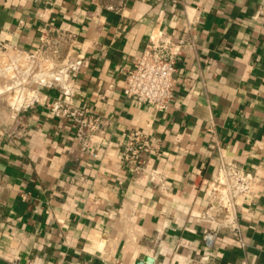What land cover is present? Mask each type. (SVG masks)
Returning a JSON list of instances; mask_svg holds the SVG:
<instances>
[{
	"label": "crops",
	"instance_id": "crops-1",
	"mask_svg": "<svg viewBox=\"0 0 264 264\" xmlns=\"http://www.w3.org/2000/svg\"><path fill=\"white\" fill-rule=\"evenodd\" d=\"M173 1L128 0L118 14L91 0H0V41L34 50L45 25L76 33L89 63L74 104L108 121L86 151L76 124L49 112L57 89L17 119L0 104V264H189L205 253L191 215L207 205L219 152L260 180L239 199L246 246L222 235L212 264H264V0ZM189 18L199 47L178 62L172 105H134L126 72L151 35L183 36ZM133 128L148 133L164 187L121 160Z\"/></svg>",
	"mask_w": 264,
	"mask_h": 264
},
{
	"label": "built area",
	"instance_id": "built-area-1",
	"mask_svg": "<svg viewBox=\"0 0 264 264\" xmlns=\"http://www.w3.org/2000/svg\"><path fill=\"white\" fill-rule=\"evenodd\" d=\"M91 1L97 9L121 14L128 0ZM176 4L175 0L172 6L176 7ZM198 40L193 18L188 19L184 35L176 39L163 32L151 35L134 67L126 72L124 91L132 99L133 104L149 105L157 112L169 109L175 97V72L178 62L180 58L196 53L199 47ZM78 46L79 39L76 33L53 25L40 28L34 50L0 41L1 51H11L20 56L21 61L15 60V65L21 66L18 73L26 82L18 85L19 94H25L26 99L20 102L16 100L15 105H9L12 117L17 119L21 109L38 102L41 88L57 89L60 97L47 103L49 112L60 121L76 124L74 133L82 149L87 151L92 149L95 138L103 133L108 121L104 115L74 104V97L79 89L73 77L82 72L89 63L86 56L76 53ZM10 69V66L8 68L2 66L0 73ZM49 75L53 76L47 79L46 76ZM54 77L56 79H53ZM13 89L10 87L8 91L11 92ZM15 131L14 129L8 131L7 135L18 136L19 131ZM152 151L148 133L143 129L133 128L125 134L120 158L131 166L135 177L157 179L164 187L163 177L150 164ZM259 180L253 172L248 171L237 161L226 160L219 152L217 173L212 179L205 181L207 205L203 210L191 215L198 224L204 226L202 238L205 253L190 258L189 264H212L215 249L224 234L230 236L240 247L246 246L239 215L242 208L239 199L250 196ZM7 264L34 263L31 259L22 261L20 256H14L7 260Z\"/></svg>",
	"mask_w": 264,
	"mask_h": 264
},
{
	"label": "bare ground",
	"instance_id": "bare-ground-1",
	"mask_svg": "<svg viewBox=\"0 0 264 264\" xmlns=\"http://www.w3.org/2000/svg\"><path fill=\"white\" fill-rule=\"evenodd\" d=\"M0 67L3 66V62L4 59L6 61V63L4 64L5 67H9L10 66V70H6L3 73H0V92H4V91H8L11 88H15V92L13 94L10 93V97H13V101L15 103L16 102H20L22 99H26L25 94H19L20 93V87L18 86L19 83L23 84L26 83L25 80L23 79V77L18 73L19 68L21 66L19 65H15V60L21 61L20 60V56H18L16 53L8 51V52H4V51H0ZM20 64V62H19ZM16 73V74H15ZM53 75H51L52 77ZM50 75L46 76V78H51ZM58 77V76H57ZM53 79H56V77H54ZM8 87V88H7ZM32 87H30L31 89ZM16 93V94H15ZM19 104V103H18ZM15 105V104H14Z\"/></svg>",
	"mask_w": 264,
	"mask_h": 264
},
{
	"label": "rangeland",
	"instance_id": "rangeland-1",
	"mask_svg": "<svg viewBox=\"0 0 264 264\" xmlns=\"http://www.w3.org/2000/svg\"><path fill=\"white\" fill-rule=\"evenodd\" d=\"M1 51V50H0ZM0 61H1V59H0ZM6 63V61H5V59H4V62H3V66H5L4 64ZM8 88V87H7ZM15 88L11 91V92H9V91H4V93L3 94H0V104L3 106V105H5V106H8V105H14V104H16V103H14V101H13V97L11 98L10 97V93L11 94H13L15 91ZM1 91V90H0ZM16 94V93H15ZM9 107V106H8Z\"/></svg>",
	"mask_w": 264,
	"mask_h": 264
},
{
	"label": "water",
	"instance_id": "water-1",
	"mask_svg": "<svg viewBox=\"0 0 264 264\" xmlns=\"http://www.w3.org/2000/svg\"><path fill=\"white\" fill-rule=\"evenodd\" d=\"M152 258L150 257H145L143 260H138L135 262V264H151L152 263Z\"/></svg>",
	"mask_w": 264,
	"mask_h": 264
}]
</instances>
